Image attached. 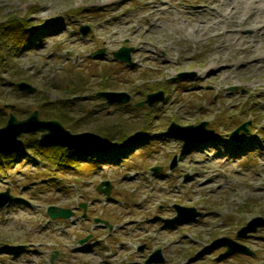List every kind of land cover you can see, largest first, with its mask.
Listing matches in <instances>:
<instances>
[{"label":"rangeland","instance_id":"374dc122","mask_svg":"<svg viewBox=\"0 0 264 264\" xmlns=\"http://www.w3.org/2000/svg\"><path fill=\"white\" fill-rule=\"evenodd\" d=\"M157 1L0 0V40L10 16L25 18L40 32L44 28L25 49L1 41L0 117L7 120L13 112L22 119L38 109L41 118L52 119L53 105L46 103L58 99L77 119L72 126L62 122L72 132H96L102 126L111 134L107 143H117L125 133L130 147L124 161L108 160L98 169L88 167L96 166L93 161L64 169L32 148L30 160L0 161V192L9 189L13 196L0 207V264H148L157 249L164 257L157 264H264V225L236 238L243 225L264 217V94L258 93L264 89V71L244 72V66L235 65L248 52L238 49L221 55V69L209 75L217 77L201 76L221 36H189L190 15L167 28L149 49L142 48L151 33L150 22H143ZM167 1L171 17L179 8L217 5L215 0ZM123 17L133 18L128 32L136 42L127 34L115 35ZM82 25L91 27L88 35L79 31ZM124 45L134 49L132 63L113 56ZM229 65L236 68L231 73L225 71ZM180 73L194 76L179 79ZM21 81L35 90L20 89ZM100 90L126 91L131 100L110 103L97 95ZM159 90L165 93L162 102L136 105ZM203 120L214 133L201 142L195 141L201 130L189 133L193 142L163 133L171 122ZM247 121L248 133L241 131L235 141L231 133ZM103 180L113 184L109 196L97 190ZM53 203L72 207L74 218L52 219L46 210ZM81 203H86V218ZM174 204L195 207L201 216L174 221ZM96 217L113 228L95 223ZM88 234L92 239L80 244ZM225 236L248 245L255 255L228 254L226 246L212 244Z\"/></svg>","mask_w":264,"mask_h":264},{"label":"bare ground","instance_id":"6f19581e","mask_svg":"<svg viewBox=\"0 0 264 264\" xmlns=\"http://www.w3.org/2000/svg\"><path fill=\"white\" fill-rule=\"evenodd\" d=\"M152 4L151 10L143 22V25L146 24V21L150 22L151 30L148 29L151 33L146 40H142V44L140 43L142 48L149 49L148 44L161 40L167 28H171L183 20L184 15H190L191 18H188L190 26L186 30L189 36L197 39H205L214 34L221 36L215 52L209 55L208 63L201 68V76L209 77L210 80L217 77L209 75L214 68L221 69V55L228 50L238 49H248V52L245 58L239 59L235 65L244 66V72L246 70L264 71V0H215L216 6L213 5L214 3H210L204 4L203 7L195 5L189 9L179 8L173 17H171L173 10L167 0H158ZM198 13L201 16H197ZM118 25L115 35L127 34L132 41H137L136 36L128 32L130 28H134L133 18L123 17ZM179 26L185 28V25L179 24ZM138 28L139 26L135 28V31ZM245 28H250L252 33L246 34ZM234 69L236 68L229 65L225 71L231 73ZM220 72L223 71L220 70ZM259 91V95L262 96L264 89ZM260 100L261 98L258 101Z\"/></svg>","mask_w":264,"mask_h":264},{"label":"water","instance_id":"95a60500","mask_svg":"<svg viewBox=\"0 0 264 264\" xmlns=\"http://www.w3.org/2000/svg\"><path fill=\"white\" fill-rule=\"evenodd\" d=\"M80 30L84 35H87L90 32L91 28L89 25H84L80 28ZM132 50V47H121L118 51L114 52V55L122 61L130 62ZM100 53L101 52H96L97 55ZM183 75L188 74L183 73L180 76ZM18 86L22 90L32 91L35 89L33 85L25 81L20 82ZM98 95L105 97L109 102L127 103L131 99V95L125 91H100L98 92ZM163 98L164 92L158 91L150 93L147 96L146 102L151 105L156 101L163 100ZM141 104H143V102L138 105ZM249 123L250 122H246L238 127L232 133V136L237 139L238 134L241 130H248ZM207 124V121H202L197 125L182 126L175 122H172L165 133L176 138L191 142L193 138L191 135H189V133H191L192 131L201 130L204 134L199 135L195 138L204 140L213 134V130L206 128ZM39 131L43 132L41 140L46 144H57L69 149L81 148L103 150L109 147V145L105 142L103 136L94 132L73 133L69 129H67L59 120L42 119L39 116V111L35 110L30 116L24 119H18L13 113L10 114L7 124L3 127H0V153L13 152L19 149L23 145V140L21 139V135L23 133H36ZM174 165L175 163H173L171 167H174ZM104 185H106V187H103ZM110 189L111 184L109 181H102L98 186V190H102L107 194L110 193ZM11 198L12 195L9 193V191L0 193V206H4L5 204H7ZM175 206L178 210V214L174 217V220H187L190 218H195L201 214L194 207H184L181 205ZM185 211H188L190 213L184 214ZM48 213L53 218H69L73 215V211L71 208H62L55 205H51L48 207ZM261 225H264V218L255 217L247 226L243 227L238 232L237 237H245L248 232L256 230ZM85 240L86 239L82 240V242ZM213 244L228 245V253L237 251L247 254H254V252L249 247L240 244L228 237L220 238ZM163 259L164 257L162 256L161 251L158 249L151 255V257H149L147 263L160 262Z\"/></svg>","mask_w":264,"mask_h":264},{"label":"trees","instance_id":"16d2710c","mask_svg":"<svg viewBox=\"0 0 264 264\" xmlns=\"http://www.w3.org/2000/svg\"><path fill=\"white\" fill-rule=\"evenodd\" d=\"M40 33H43V31L40 32V28L38 26H30L27 24L25 18L10 16L6 20V24L1 26L2 38L0 40V45L2 44L1 41H4L5 43H11L20 50L25 49L31 45V42L35 41V38L39 36ZM1 60L2 57L0 54V62ZM104 77L108 78L107 75ZM57 100L54 102L48 100L46 103H51L53 105L51 109L54 114L51 115L50 118L61 119L63 123L69 126L78 123L77 119L70 115L65 104L57 102ZM0 121L5 122L6 119L4 117H0ZM95 130L107 139H111L110 132H108L104 127L96 126ZM126 139L125 133H122V136L117 139V143L113 144V146L109 149L105 151H93L83 149L71 150L58 145H46L42 143L39 138L34 137L26 139L24 141V145L18 151L10 154H1L0 160H30L31 156L28 155V150L32 148L41 154H45L51 161L65 169L77 168L78 163L80 162L93 161L95 162V165H99L102 162L108 160L113 161L127 155L130 151V147H127L128 142Z\"/></svg>","mask_w":264,"mask_h":264}]
</instances>
